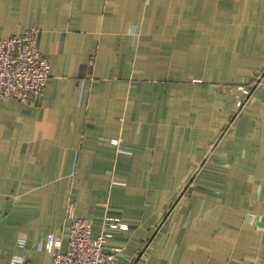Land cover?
I'll list each match as a JSON object with an SVG mask.
<instances>
[{"label": "crops", "instance_id": "1", "mask_svg": "<svg viewBox=\"0 0 264 264\" xmlns=\"http://www.w3.org/2000/svg\"><path fill=\"white\" fill-rule=\"evenodd\" d=\"M38 101L0 96V264H51L68 206L111 264H264V0H0ZM119 249V253L115 250Z\"/></svg>", "mask_w": 264, "mask_h": 264}, {"label": "built area", "instance_id": "2", "mask_svg": "<svg viewBox=\"0 0 264 264\" xmlns=\"http://www.w3.org/2000/svg\"><path fill=\"white\" fill-rule=\"evenodd\" d=\"M39 31L36 28L0 40V96L20 102L38 101L43 96L50 78V62L38 47ZM256 87L264 89V74L250 86H238L237 106L242 108ZM70 233L67 249L63 252L62 239L50 234L46 245L53 249L51 264H111L114 255L105 246L115 230H127L129 226L119 218L108 217L102 232L93 235L92 226L76 215L74 206H68ZM119 253V249L115 250ZM4 264H24L16 257ZM141 264L139 259L135 263ZM227 264H235L229 262Z\"/></svg>", "mask_w": 264, "mask_h": 264}, {"label": "rangeland", "instance_id": "3", "mask_svg": "<svg viewBox=\"0 0 264 264\" xmlns=\"http://www.w3.org/2000/svg\"><path fill=\"white\" fill-rule=\"evenodd\" d=\"M48 59V58H47ZM136 262V260L133 262V263H135Z\"/></svg>", "mask_w": 264, "mask_h": 264}]
</instances>
